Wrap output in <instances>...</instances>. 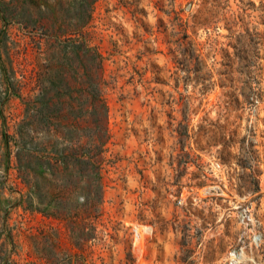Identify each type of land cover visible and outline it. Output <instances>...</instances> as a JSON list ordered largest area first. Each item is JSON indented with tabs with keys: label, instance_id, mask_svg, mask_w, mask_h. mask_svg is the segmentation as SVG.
I'll list each match as a JSON object with an SVG mask.
<instances>
[{
	"label": "rangeland",
	"instance_id": "374dc122",
	"mask_svg": "<svg viewBox=\"0 0 264 264\" xmlns=\"http://www.w3.org/2000/svg\"><path fill=\"white\" fill-rule=\"evenodd\" d=\"M240 197L264 264V0H0V264H226Z\"/></svg>",
	"mask_w": 264,
	"mask_h": 264
},
{
	"label": "built area",
	"instance_id": "2783aa9c",
	"mask_svg": "<svg viewBox=\"0 0 264 264\" xmlns=\"http://www.w3.org/2000/svg\"><path fill=\"white\" fill-rule=\"evenodd\" d=\"M208 157V163L211 171L218 172L219 175H224L226 172L227 166L221 162H219L217 159L213 157V154H209ZM204 189V188H202ZM218 190H220L218 188ZM206 191H203L202 193L205 194ZM220 193L222 195V191L220 190ZM241 199V200H240ZM239 200L235 201V205L233 206L234 209H236V218H237V233H236V241L229 246L228 251L232 252L233 255H236V262L235 264H238L240 261H244L247 259V257H244L242 255L243 252H254L258 249H262L261 245V231L256 229V222L254 220V212L251 205V201L249 198L242 199L240 197ZM192 202H189L191 204ZM176 204L182 206L184 204V199H182V196L176 200ZM193 204V203H192ZM247 255V254H246ZM250 257V256H249ZM249 261V260H248ZM251 263L254 262V260L250 257ZM233 264V263H232ZM260 264V263H258Z\"/></svg>",
	"mask_w": 264,
	"mask_h": 264
},
{
	"label": "bare ground",
	"instance_id": "6f19581e",
	"mask_svg": "<svg viewBox=\"0 0 264 264\" xmlns=\"http://www.w3.org/2000/svg\"><path fill=\"white\" fill-rule=\"evenodd\" d=\"M227 253H228V255H227V259H226V264H232V263L235 264L236 262H238V261H236V258H237L236 255H233V253L231 251L230 252L228 251ZM242 255L243 256L245 255L247 257V255L244 252L242 253ZM248 258L250 260L249 256H248ZM247 261H248V259H247ZM251 264H257V263L254 261Z\"/></svg>",
	"mask_w": 264,
	"mask_h": 264
}]
</instances>
